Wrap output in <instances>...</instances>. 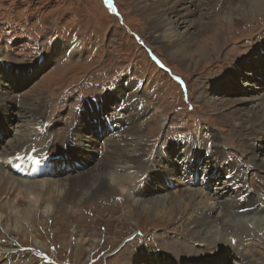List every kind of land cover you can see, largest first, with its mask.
Listing matches in <instances>:
<instances>
[{"label": "rangeland", "instance_id": "1", "mask_svg": "<svg viewBox=\"0 0 264 264\" xmlns=\"http://www.w3.org/2000/svg\"><path fill=\"white\" fill-rule=\"evenodd\" d=\"M148 1L141 3L137 0H0L1 69L3 64L6 66L15 64L29 66L33 71H30L31 74L20 80L25 82L24 85L17 89L9 88L6 85L7 88L12 93H18L15 100L20 103L22 101L32 103L36 99H41V113L37 122H40V125L44 124L46 128L58 130L66 123L64 118L66 120L67 116H73L72 120L74 116L81 118L78 113H84L85 106L96 111V107L92 105L93 103L90 102L91 104L88 105V102L92 99L108 97L116 91L112 86L119 80L123 82L131 80L135 85L148 84L147 96L141 97L140 102L143 107L148 108L147 114L144 116L146 118L145 127L142 125L146 135V140L142 144L145 158L149 151L155 150L157 147L159 149L163 148L171 142H175L176 138L181 142V145H175L176 150H179L178 147H183L185 139L188 141L190 136L195 138L200 135V138L206 141V138L210 137L209 133L215 135L222 151H234L235 149L240 151L239 141L241 139L233 132L230 127L231 124H227L225 120L219 118H223V114L236 118L235 116H238L240 111L252 109V107H241L239 105L240 99L228 98L233 95H240V97L248 96V94L256 95L262 90L260 89L261 85L253 80H248L246 85H243L241 84L242 78L236 75V79L230 81L231 86L221 81V91L218 89L214 93L211 86L219 82L221 80L220 76H224V73L232 66L231 64L243 54V47L240 50L232 47L234 42H237L238 46L246 44L254 50L257 60L261 61H259V64L256 59L253 60L251 56L244 54L249 63L246 68H241L239 65L238 70L244 72V75L251 71L252 75L254 74L253 76H257L255 69H261V64L264 65V47L262 46L264 44V34L260 33L259 30L251 38L244 35H252L251 33L247 34L248 31L260 28V25L249 26V24L255 22L259 17L264 22V11L257 14L250 22L234 19L235 23L233 21L228 23L223 21V15L229 14L230 8L235 7V5H243V0H235L230 4H226L225 0H195V4L191 3L192 7L197 6L195 14L198 16L202 14L200 17L203 22L208 20L210 26L217 27L212 30H203L204 25L201 24L202 27L194 25L195 30L198 32L195 38L196 46L202 47L201 50H204V46H209L206 49L210 52L209 48L215 40L216 34L220 33L221 36H217L222 40L220 52L216 53L211 58L212 60H206L193 66V60L197 55H200L196 54L194 56L195 47L183 49L184 62H181V57L177 54V51L170 54V48L168 47L167 50L160 42L152 45V48L149 47L147 42L149 40L153 41V38L149 33L146 18L158 15L163 10L164 2L158 3V0ZM217 3L222 6H230L217 9ZM143 4H148L149 10H146ZM167 5L163 8H166ZM181 5L186 7L187 3L182 2ZM200 7L201 9H199ZM213 11L215 16H213ZM170 20L172 21L173 18ZM58 43H61L60 50H57L54 46ZM68 47L70 49L65 51ZM55 51L59 55L57 58L54 56ZM257 51L259 54L256 53ZM37 67L39 69L36 72ZM250 68H253V70ZM12 75H2L3 80L7 79L9 81L13 78ZM257 77L264 81V73L258 74ZM221 95L224 99H219ZM70 104H72V107H70ZM255 106L253 107L255 108ZM9 110L6 107V111ZM83 117L82 115V119ZM67 122L69 123V121ZM72 123H76V121L74 120ZM112 124L116 123L112 122ZM158 125L160 130L156 132ZM200 125H203L202 127L205 129H202ZM0 128L2 132L6 130L1 118ZM254 131L252 129L253 136L249 139V142L256 145L258 142L256 138L260 133L255 135ZM14 134V130H8L6 133L0 134V141L5 143L11 140ZM181 135L187 137L183 138ZM92 138L94 137L92 136ZM114 139L116 140V137ZM11 143L17 144V142ZM134 146H130L127 152L130 153L131 148ZM24 152L27 153V151ZM78 152L85 158L92 156V153L88 151ZM175 153L171 151V154L167 153L168 156L166 154L167 157H164L174 161ZM207 154L209 153L206 152ZM50 155H53L54 158L53 153L50 152ZM229 155L231 156L228 157L229 161L235 158L234 154L229 153ZM96 157L99 156L96 155ZM208 158L209 155L204 160ZM257 158H261L259 152ZM58 162L61 163L58 171L64 167L66 173L73 172L72 170L75 169L83 170L88 166L87 164L82 167L76 165L75 160L72 158H66ZM69 167L72 169L68 170ZM195 169L197 171L198 167ZM202 173L208 172L202 170ZM62 174H64L63 171L59 176ZM193 175L196 176V174ZM46 177L50 176L46 175ZM147 178L149 180V177ZM182 181L187 186H192L189 185L190 181L186 180V174L183 176ZM221 181H224L223 177H220L218 184H221ZM218 184L211 186L215 189L207 188L204 191L216 190L218 192ZM147 186L151 191L149 195L153 196L155 194V197L166 196L164 189L155 180L150 178ZM178 189L180 188L170 190L171 194H174L172 191ZM135 190H140V188L136 186ZM216 192L209 193L214 194V198H218ZM256 193L260 196L259 198L256 195L258 198L256 202L264 206V192L259 190ZM100 194L102 196H95L88 202H93L90 205L95 207H102L98 210L97 217L88 215L84 213L83 209L81 210L80 206L88 204L84 203L75 206L76 212L74 213H69L58 207L48 217L35 214L32 218L34 219L32 221L33 225L29 228L25 222L22 221L21 223V220L16 218L22 232L16 229L6 231L1 227L0 264L16 262H19L16 264H85V262L86 264H119L132 249H136L141 243L146 245L161 235V241L155 244V247L165 257H174V250H178L180 257L199 254L192 253L194 247L193 251L210 249L208 254H213L217 251V247L221 246L219 242L217 243L208 235L196 233L195 227L198 224L191 225L187 220L178 218L167 221L164 220L165 218L162 219L154 215L147 216L132 202L131 196L124 193L110 192L107 189L105 195ZM113 195H118V197ZM103 196L113 197H110L108 201L97 199ZM199 196L196 199L202 201L205 199L203 193ZM227 197H229L227 194L226 196H220L219 199L222 200L220 202L226 200ZM148 198L150 197L142 199ZM239 199H243V193L240 194ZM209 201V207L214 210L212 213L215 214L214 221L217 227L223 228L219 223H222L221 214L224 212V208L222 209L221 206L216 205L213 199H209ZM18 202V205L22 203L21 201ZM232 202L233 207L236 208L238 202L236 200H232ZM242 205L250 207L252 202L245 199L241 201L240 207ZM237 207L239 208V205ZM229 210L233 212V208H229ZM0 212H5V220H10L11 217L7 208H0ZM185 214L189 217L188 211ZM225 222L232 225L238 233L244 230L243 234L245 233L248 236H243L240 243L234 244L238 248L244 250L245 246L250 243H253L252 246L256 249H259L260 245L263 246L261 243L264 242L262 241L263 238L256 226L246 224L247 228H243L231 218L225 219ZM72 226L75 227L72 228ZM85 232L93 234V241L81 239ZM129 236H133L136 238L134 240L137 241L128 242L127 237ZM74 238H80L83 241L76 243ZM84 242L88 243L90 248L85 247V249L83 247ZM40 244H43V248ZM169 245H172L173 248ZM184 245L187 251H181V248H179ZM234 245L225 244L224 248H226L228 254L234 252ZM118 252L122 253L115 254ZM144 253L147 255L146 258H149L147 249ZM120 254H122L121 260L117 259ZM224 255L217 253L216 257L220 258ZM114 256H117L114 258L115 260L111 258ZM230 257L233 262H238L236 255H230ZM248 258H251V254H248ZM143 260H140L141 264ZM261 260L264 264V256ZM203 261L205 260H201V262ZM258 262H255V264H258ZM144 264H147V261L144 260ZM193 264L200 263L194 262Z\"/></svg>", "mask_w": 264, "mask_h": 264}, {"label": "bare ground", "instance_id": "2", "mask_svg": "<svg viewBox=\"0 0 264 264\" xmlns=\"http://www.w3.org/2000/svg\"><path fill=\"white\" fill-rule=\"evenodd\" d=\"M137 1L142 3L147 2L148 0ZM225 1L226 4H230L235 0ZM162 2H164L163 6L168 4L167 7L163 8L162 6L163 10L158 15L148 16L146 18V20H148L149 33H151V38H153V41L149 40V42H147L149 47L152 48V45H156L155 43L160 42L161 45H163V47L167 50L170 48V54H174L177 51V54L181 57V62H184L185 58L183 49L195 47L196 51L194 52V56H196V54L200 55H197L195 60H193V66L199 65L206 60H212L211 58L216 53L220 52L222 40H220L218 36L220 37L221 34H216L215 40L210 45V52L206 49V47L209 46L203 45L205 47H203L204 50L200 49L202 47L196 46L195 38L198 32L195 30L194 25L200 27H202L201 24L204 25L203 30H212L215 27L210 26V22L207 19L206 20L209 23L207 21L203 22L202 18L200 17L202 14L199 16L195 14L197 11V6L195 5L196 7H192L193 5H190L191 3L193 4L195 0H158V3ZM182 2H186L187 6H182ZM242 4L243 5L241 6L235 5V7L230 8V13L223 15V21H227L228 23L233 21L235 23L236 21H234V19H237V21L248 20V22H250V20L257 16V14L264 11V0H243ZM143 6L146 10H149L148 4H143ZM228 6H222L217 3V9L220 7L224 9ZM201 7L199 9H201ZM213 16H215L214 11ZM171 18H173L172 21L170 20ZM255 24L258 26L260 25V28L258 30L251 29L247 34L251 33L252 35H244L245 37L251 38L256 34V32H259V30L260 33L264 34L263 19L259 17L255 22L249 24V26ZM54 46L57 48V50H60L61 43L55 44ZM262 46L264 47V44ZM232 47L238 50L243 47V54L237 61H234L231 64L232 66H230L229 70L224 73V76H220L221 80L215 83L214 86H211L212 91L214 93L215 91H218V89L221 91L220 85L222 82H226L231 86L232 83L230 81L232 79H236V75L242 78V82L240 81L241 84L246 85L248 80H253L259 83L261 85L260 89H262L256 95L248 94V96L244 97H240V95H233L232 97H227L228 99H240L241 102L239 105L241 107H252V109L243 110L242 112L240 111V114L235 116L236 118L229 117L225 114H223V118H219L221 115L218 117L219 119L225 120L227 124H231L230 127L233 129V132H235L237 137L241 139L239 141L241 152L236 149L234 151H222V149L219 148V142H217L218 140L213 133H209V138L205 137L206 141L201 139L200 135L195 138L190 136V139L183 143V147H178L179 150H176L177 147H175V149L172 151L176 152V155L174 156L175 161L183 168L180 177L175 175L177 164L172 162V160L159 161L156 163L155 157L156 154H158L159 147H157L155 150L149 151V153L146 155V158L144 151L142 150V144L146 140L145 131L142 129V125L145 127L144 124L146 118L144 116L147 114L148 108L143 107L140 102L141 97L147 96L146 93L148 92V84L144 83L145 85H135V83L131 80L129 82H123L119 80L112 86L113 89H116L115 92L106 98L95 99L99 102L100 108L107 111L111 110L107 115L108 119L118 124V127L110 130L109 135H105L103 137L104 141L106 140L104 145L105 148L100 150L99 146L102 141L92 138L91 131L94 129L98 135L103 134L104 127L106 125L105 123L102 125H97L96 128H93L91 125L88 129H86L84 119H82L83 114H79L81 118L74 116L76 123H72L74 121L72 120L73 116H67L66 120L64 118V122L66 123L58 130H55V128H46L44 124L40 125V122L38 123L37 121L41 113V99H36V101L32 103L24 101L20 103L19 101L15 100L18 93H12L6 86L8 85L9 88L13 87L14 89H17L24 85L25 82L20 80L31 74L29 72L32 68L26 65H15L14 63V65L9 64L8 66L3 64L2 69L0 66V118L6 127V130L3 132L0 129V134L6 133L8 130L15 131V134L11 140H8L5 143L0 141V208H7L11 217L9 221L5 220L6 213L4 212V214L0 212V228L2 227L6 231L10 229L20 230L21 226L18 225L19 221L16 220V218L21 220V223L22 221L25 222L29 228L31 225H33L32 221H34V219L32 218L35 214H38L41 217H48L54 212L55 209H58V207L65 209L69 213H74L76 212L74 209L75 206L78 204L88 203L95 196H102L100 193L105 195V191L109 189L110 192H118L119 194L124 193L125 195L131 196L132 202L135 203L136 206L139 207V210L147 216L154 215L156 217H161L162 219L165 218L164 220L167 221H173L178 218L187 220V222H189L191 225L198 224L195 227L196 233L208 235L211 239L217 243L219 242V245H221L217 247V251L213 254H208L210 249H206L205 251L202 249L200 251H193L195 248L194 247L192 249V253L199 254L188 256L183 255V257H180L178 250H174V257H165L159 253L155 247V244L161 241V235L159 238L154 239L146 245H142L141 243L136 249H132L131 252H128V254L124 256L123 259L121 257L122 254H120L117 258L119 260L122 259L119 264H141V259L147 261V264H193L194 262L201 264L206 261H209V264H223V257H216L217 253L222 255L225 253L224 258H228L225 261L227 264H255V262H258L259 260L260 261L258 264H263L261 258L264 256V242H261L263 246L260 245L259 249L254 248L252 246L253 243L246 245L244 250L234 245L235 248H233L234 250L232 249L234 252H230L229 254L227 253L226 248H224L225 244H230L232 246L231 240L235 237V243H240V239H243V236H247L245 233L243 234L244 230L238 233L232 225H228L227 222H225V219L227 218H231L233 221H236L243 228H247L246 224L249 226H256L261 233V237L263 238L262 241H264V206L256 202V200H258L256 191L258 192L260 190L264 192V81L257 77L258 74L264 73V65L261 64V69H255V74L257 76H253L254 74L252 75L251 71H246L248 74L246 73L247 75H244V72H240V70H238L239 65L241 68H246L249 63L247 57H244V54L246 56H251L253 60L256 59L259 64L261 61L257 60V55L254 53V50L250 49L246 44L238 46L237 42H234ZM68 49H70V47L66 48L65 51ZM256 53L259 54L258 51ZM9 54L11 53L9 52ZM54 56H56V58L59 56L57 51H55ZM39 67H37L35 71L39 69ZM250 69L253 70V68ZM4 74H13V78L9 79V81L7 79L4 81V78L2 77ZM219 99H224L223 95H221ZM118 100L119 102L116 103ZM231 105H233V103H231ZM253 106H255V108ZM6 107H8L10 110L6 111ZM70 107H72V104H70ZM84 109L85 113H87L88 108ZM86 116L89 115L87 114ZM17 121L18 127L16 128ZM67 121H69V123ZM202 126L203 125H200L202 129H205ZM75 127L76 129L74 130ZM44 128H46L45 131H43ZM252 129L255 130V135L260 133L259 136L257 135L256 141L258 142L256 145L249 142V139L253 136ZM159 130L160 126L158 125L156 132H159ZM114 137H116V140L112 139ZM11 142H17V144H13ZM174 143L176 145H181L179 140L173 142L172 145ZM132 145L135 146L131 148L130 153L127 152L128 148ZM76 148L93 153V155L89 158H85L80 154V152L76 150ZM24 151H27V153ZM50 152L57 156L58 159L42 161L40 166L45 168L44 171L41 173L36 172L33 178L27 179V177L23 175H15L13 173V165L18 164V154H27V156L22 159L23 164L29 166L32 164L33 159L43 160L47 158L45 155ZM204 152L210 153V157L204 161V164L207 163V165L204 166L205 168L203 171H207V168L212 166H218L224 168L227 171H230L231 169L234 171V178L229 181H223L222 186L218 188L219 191L216 192L218 198H214V194L209 193L210 191H204L202 188L197 186H187L172 191L174 194H171L170 190H166V196L164 195L161 197H155V194L153 196L149 195L151 191L148 192L144 190L147 179L144 178L143 181L142 176H144V173L148 170L153 172H163L168 176L167 178L170 179L177 177L176 179L178 182H180V184H186L183 183L182 179L187 173V169L189 168L191 160L194 159L196 154L201 155ZM258 152L261 156L259 159L257 158ZM229 153L235 155V158L232 159L231 162L228 161V157H231L230 155L228 156ZM95 154L99 157H96ZM66 158H72L76 161H81L88 166L83 170L75 169L72 170L73 172L69 173H66L64 168L58 171L61 166V163L58 161L64 160ZM225 161H227L226 166H224ZM19 164H21V162H19ZM193 164L195 169L197 167V163L194 162ZM154 166L156 167L154 168ZM85 170L87 171L84 172ZM62 171L64 174L59 176ZM193 174H195V172ZM46 175L50 177H46ZM205 175H208V173H205ZM236 178L239 179V182H243L244 185L246 183L249 184L247 187L245 185L243 192H239V190H234V188H232V186L236 184ZM162 185L166 186L168 183ZM136 186H138L140 190H135ZM76 188H78V190H76ZM202 193L205 199L203 201L196 199V197ZM241 193H243V196L247 195L246 198L243 197V199H239ZM226 194L229 197H227V199L223 202H220L222 200H220L219 197L226 196ZM113 196L118 197V195ZM113 196H103L97 199L108 201V199ZM147 197L150 198L142 199ZM209 199H213L216 205L221 206L222 209L224 208V212L221 214L222 223H219L223 228H218L214 221L215 214L212 213L214 211L213 208L209 207ZM245 199L251 201L252 206L247 207L242 205L240 207L241 201ZM232 200H236V202H238L236 208L233 207ZM18 201H21L22 203L18 205ZM92 203H88L87 205L80 207L81 210L83 209L84 213L96 216L98 210H100L102 207L90 205ZM238 205L239 208L237 207ZM242 207L248 209L240 211V208ZM229 208H233V212H231ZM187 211L189 217L185 214ZM72 219L74 221V216ZM228 226L232 227L226 228ZM73 227L75 226H72V228ZM228 229L230 230L228 231ZM20 231L22 232V230ZM127 238L129 239L128 242L137 241L134 240L136 238L133 236H129ZM74 239L76 243L83 240L93 241V234L85 232L84 236H81V239L83 240L80 238ZM185 245L179 247L181 248V251H187ZM40 246L43 248V244H40ZM169 246L171 247L172 245ZM83 247L87 248L89 247V244L84 242ZM145 249H147V253H149V258H146L147 255L144 253ZM135 251H137V253H135ZM119 253L122 252L115 254L118 255ZM248 254H251V258H248ZM199 255L201 256L199 257ZM230 255H236V260L238 262H233L231 257H229ZM116 257L117 256L111 258L114 259ZM144 260L142 261V264H144ZM201 260L205 261L201 262Z\"/></svg>", "mask_w": 264, "mask_h": 264}, {"label": "trees", "instance_id": "3", "mask_svg": "<svg viewBox=\"0 0 264 264\" xmlns=\"http://www.w3.org/2000/svg\"><path fill=\"white\" fill-rule=\"evenodd\" d=\"M59 48V47H58ZM225 256V255H224ZM224 256H222L223 257V259H225L224 261H226L228 258H224ZM230 257V256H229Z\"/></svg>", "mask_w": 264, "mask_h": 264}]
</instances>
